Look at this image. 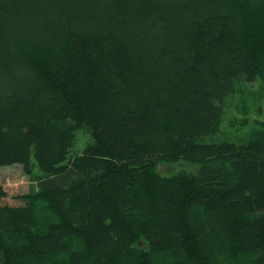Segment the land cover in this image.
I'll list each match as a JSON object with an SVG mask.
<instances>
[{
  "label": "trees",
  "instance_id": "trees-1",
  "mask_svg": "<svg viewBox=\"0 0 264 264\" xmlns=\"http://www.w3.org/2000/svg\"><path fill=\"white\" fill-rule=\"evenodd\" d=\"M257 80L264 0H0V171L35 185L0 183V264H264V121L215 138Z\"/></svg>",
  "mask_w": 264,
  "mask_h": 264
},
{
  "label": "rangeland",
  "instance_id": "rangeland-1",
  "mask_svg": "<svg viewBox=\"0 0 264 264\" xmlns=\"http://www.w3.org/2000/svg\"><path fill=\"white\" fill-rule=\"evenodd\" d=\"M239 87L241 92L227 101L221 132L215 136L218 141L229 140L243 143L249 137L255 121H264L263 83L258 80L254 83L241 82ZM244 108L248 109V115H244ZM259 108H261V112H259ZM246 119H248V122L244 123ZM82 138L87 139V133H84ZM199 168L200 166L188 165L182 162L167 164L166 166L162 165L159 169L164 176H172L180 171H187L195 174L198 172ZM21 169V164H18L0 171V183L9 195L13 190H16L19 194L26 193L35 186L29 176L21 174ZM5 180H10L11 186L6 187ZM0 201L2 203H12L9 199H1Z\"/></svg>",
  "mask_w": 264,
  "mask_h": 264
},
{
  "label": "bare ground",
  "instance_id": "bare-ground-1",
  "mask_svg": "<svg viewBox=\"0 0 264 264\" xmlns=\"http://www.w3.org/2000/svg\"><path fill=\"white\" fill-rule=\"evenodd\" d=\"M213 158H214V157H213ZM205 159H206V158H205ZM211 159H212V158H210V160H211ZM213 160H214V159H213ZM201 161H202V160H201ZM201 161H200V162H201ZM200 162H199V163H200ZM219 162H221V161H219ZM148 164H149V163H148ZM143 165H144V164H143ZM218 165H219V164H218ZM211 166H212V165H211ZM232 166H233V165H232ZM141 167H142V165H141ZM143 167H144V166H143ZM149 167H150V166H149ZM209 167H210V164H209ZM217 167H218V166H217ZM137 168H138V167H137ZM139 168H140V167H139ZM150 168H151V167H150ZM210 168H212V167H210ZM210 168H209V169H210ZM213 168H215V167L213 166ZM213 168H212V169H213ZM219 168H221V167H219ZM223 168H225V167H223ZM152 169H154V168L152 167ZM207 169H208V168H207ZM207 169H206V171H207ZM215 169H216V168H215ZM215 169H214V170H215ZM146 170H147V169H146ZM148 170H149V168H148ZM216 170H217V169H216ZM229 170H230V169H229ZM150 171H151V169H150ZM209 171H210V170H209ZM155 175H156V174H155ZM156 176H157V175H156ZM183 176H184V175H183ZM162 178H164V177H162ZM171 178H172V177H171ZM171 178H170V179H171ZM182 178H184V177H182ZM182 178H181V179H182ZM185 178H186V177H185ZM165 180H167V179H165ZM178 180L180 181V178H178ZM194 181H195V180H194ZM196 183H197V182H196ZM210 225H211V224H210ZM211 227H212V226H211ZM214 227H215V226H214ZM214 227H212V231L214 230V229H213ZM215 230H216V229H215ZM205 232H207V230H206ZM215 232H216V231H215ZM212 233H213V235H212V234H211V235L214 236V232H212ZM216 234H219V233H216ZM217 238L219 239V236H218ZM214 240H215V239H214ZM215 241H216V240H215ZM219 241H220V240H219ZM216 242H217V241H216ZM222 244H223V243H221L220 246H221ZM224 245H225V244H224ZM215 246L217 247V243L215 244ZM218 246H219V245H218ZM222 246H223V245H222ZM221 249H222V248H221ZM245 260H246V259H245ZM247 260H248V259H247ZM230 262L232 263V261H230ZM244 262H245V261H244ZM247 262H249V260H248ZM237 263H238V262H237ZM245 263H246V262H245ZM233 264H234V263H233ZM235 264H236V262H235ZM239 264H241V263H239Z\"/></svg>",
  "mask_w": 264,
  "mask_h": 264
}]
</instances>
